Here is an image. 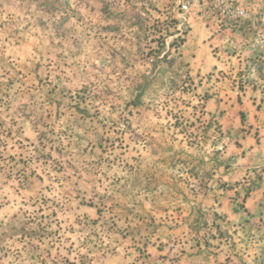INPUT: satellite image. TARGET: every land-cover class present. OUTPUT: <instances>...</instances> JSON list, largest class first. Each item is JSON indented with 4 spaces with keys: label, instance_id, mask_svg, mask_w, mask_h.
Wrapping results in <instances>:
<instances>
[{
    "label": "rangeland",
    "instance_id": "obj_1",
    "mask_svg": "<svg viewBox=\"0 0 264 264\" xmlns=\"http://www.w3.org/2000/svg\"><path fill=\"white\" fill-rule=\"evenodd\" d=\"M0 264H264V0H0Z\"/></svg>",
    "mask_w": 264,
    "mask_h": 264
}]
</instances>
